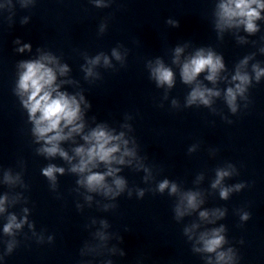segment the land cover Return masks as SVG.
<instances>
[{
  "label": "water",
  "instance_id": "obj_1",
  "mask_svg": "<svg viewBox=\"0 0 264 264\" xmlns=\"http://www.w3.org/2000/svg\"><path fill=\"white\" fill-rule=\"evenodd\" d=\"M219 0H114L111 7L95 8L89 0H36L34 7L21 8L19 0H0V169L11 168L13 174L22 171L28 190L19 186L9 188L2 183L3 170H0V196L24 192L27 205L9 208L19 215L20 208L31 209L30 220L35 222L36 230L45 229V235H53L51 244H37L25 226L18 239L20 246L0 264H81L91 260L101 264L102 260L112 259L113 264H204L199 254L191 251V243L183 236V227L198 221V213L185 217L180 223L173 218L175 197L147 192L143 199L135 195L131 199L125 193L116 201L114 211L102 212L95 201H104L94 196L92 207L85 206L83 211L76 208L77 201L83 203L73 189L77 177L67 172L69 165L59 157L44 159L35 153L39 145L33 143L32 125L28 122L26 110L14 94L18 79L17 65L21 61L37 59L40 52H51L61 64H67L70 71L65 76L57 75L60 81L76 83L61 84L60 91L71 95L82 93L92 105L84 109L86 134L97 124H106L121 131L126 138L135 137L139 145L138 154L146 157L145 163L152 166L157 180L168 178L180 184L182 190H199L203 193V209L226 208L224 219L214 225L224 224L229 241L225 248L234 247L240 257L239 264H264V77L260 83L249 88L248 100L237 98L238 111L230 112L224 100V91L229 86L235 65L246 55L256 53L244 69L251 74L252 64L259 62L264 67V54L259 48L264 46V21H258L261 31L247 37L250 43L240 45L233 32L226 31L223 40L217 38L213 27L215 4ZM264 15V13H262ZM11 16V22L9 17ZM28 23L22 24L24 17ZM179 21V27L168 25V19ZM107 19L108 28L98 35L99 25ZM240 35L247 34L241 29ZM19 39L20 44L15 41ZM255 41V43H251ZM189 43L181 61L199 47L211 46L224 57L227 80H218L213 85L204 79L206 73L198 77L209 88L220 90L221 96L214 98L211 108L192 106L184 108L185 97L191 85L181 83L179 67L172 64L173 49ZM23 44H31V51L23 53L16 49ZM118 44L129 49L126 65L112 58L114 68H106L101 61L93 67L99 74L85 79L82 65L86 64L83 53L94 57L104 52L111 58V49ZM124 51L123 48L120 49ZM161 57L166 66L172 67L176 74V84L167 90L168 98L163 99L166 86L157 88L149 78L146 61ZM172 99H177L179 108L173 109ZM163 103V107L159 105ZM245 104L248 107L245 108ZM130 115L131 120H125ZM223 117L232 123H227ZM94 118V119H93ZM132 125L129 132L121 125ZM62 143L69 155L72 149L84 144L81 136ZM195 145V151L188 148ZM75 162V161H74ZM49 163L65 168L63 176L58 175V193L49 189L48 181L41 175V168ZM235 166L239 173L225 177L224 186L245 182L248 186L240 192H233L228 200L219 197V189H212L217 168ZM100 171L105 170L103 165ZM124 176L130 187L146 188L143 172H135L124 167ZM203 179L197 182V177ZM110 180V178H109ZM155 186L154 184L152 185ZM84 192V189H80ZM248 211L251 216L241 223L239 213ZM107 219L114 232L123 237V242L115 239L108 246L123 248L126 255L81 257L80 249L90 240V232L99 228L97 223L90 229V218ZM6 222L0 217V235ZM127 229V230H126ZM7 239V237H4ZM243 240V244L239 241ZM3 246L0 245V248Z\"/></svg>",
  "mask_w": 264,
  "mask_h": 264
},
{
  "label": "clouds",
  "instance_id": "obj_2",
  "mask_svg": "<svg viewBox=\"0 0 264 264\" xmlns=\"http://www.w3.org/2000/svg\"><path fill=\"white\" fill-rule=\"evenodd\" d=\"M89 2L97 9H105L111 7L114 0H89ZM21 8H28L29 5L35 6L36 0H19ZM11 5V0H9ZM264 0H219L215 4L212 12L213 27L219 40H223V34L226 31L235 29L233 36L240 45L248 44L250 41L247 37L254 36L261 31L258 21H264ZM11 22V16L8 18ZM29 17L21 20L22 24L28 23ZM168 25L178 28L179 21L168 19ZM108 28L107 19L99 25L98 35H103ZM247 35H240V30ZM264 40V37L261 38ZM20 44L19 39L15 41ZM251 43H255L252 41ZM189 43L183 46H176L173 49L172 64L179 67V76L181 83L191 85V91L185 97L184 108L192 106H205L211 108L214 98L221 96L220 90L209 88L198 79L201 73H206L204 79L215 85L218 80H227V76H221L222 72H227L226 64L222 54L216 52L211 46L199 47L193 54L188 55L181 61V55L185 49L189 47ZM121 48L124 49L121 52ZM25 50L31 51V44H23L16 49L17 52L23 53ZM41 54L37 59L25 60L19 62L18 79L13 89L14 94L19 98L20 104L26 110L28 122L31 123V135L33 143L39 145L35 149L38 156L44 159L61 158L68 163L67 172L74 174L77 179L76 187L73 189L83 199V203L77 201L76 208L83 211L84 207H92L94 196L96 194L103 198L104 201L96 200L95 204L98 210L102 212L114 211L118 205L117 199L127 194L131 199L133 195L137 199H143L147 192L153 194L164 195L167 193L169 197H175L173 205V218L177 223L184 220L185 217H191L194 213H198V221H192L183 227V236L191 243V251L199 254L204 264H239L240 257L237 250L225 245L229 244L226 238L227 228L224 224L218 227H205L201 231L202 224L214 225L217 220L224 219L227 213L226 208H211L201 210V206L205 203L203 193L199 190H182L180 184L174 180L163 178L157 180V174L152 166L145 163L146 157L138 154L139 145L136 138H126L124 131L115 134V129H110L106 124H97L91 128L86 134L84 133V109H90L91 103L85 99V96L77 92L71 95L66 91H60L61 84L76 83L75 81H60L57 83V75L65 76L69 71V66L61 64L59 59L51 52H43L37 49ZM259 52L264 54V46L259 48ZM129 49L124 45L118 44L117 47L111 49V58L104 52H100L94 57H89L87 53H83L86 64L82 65L85 72V79L99 74L93 72V67L100 65L101 61L106 68H114L112 58L120 63L121 67L126 65ZM256 53L244 56L234 67V74L231 75L230 84L224 91V100L230 112L236 114L238 111L237 98L248 100L246 95L253 83H260L261 77H264V67L259 62L252 64L251 74L244 69L250 60L255 58ZM146 67L149 72V78L154 81L157 88H164L166 91L163 99L168 98L167 90H171L176 84V74L172 67L166 66L161 57L154 60L146 61ZM163 107V103L159 105ZM171 106L173 109L179 108L177 99H172ZM248 104H245V108ZM94 119V118H93ZM130 115L125 116V120H131ZM227 123H232L226 117H223ZM121 127L126 128L129 132L133 131L132 125L125 123ZM81 136L84 144L72 149L74 155H69L61 145L63 142L72 140L75 142V136ZM195 151V145L188 148V152ZM75 161V162H74ZM22 171L13 174L11 168L3 170L4 185L10 189L19 186L24 191L28 190V184L24 180V162ZM103 165V171L100 166ZM124 167H128L135 172H143V183L148 185L146 188L130 187L127 179L120 175ZM66 170L62 166L49 163L41 168V175L48 181L49 189L58 193V175H65ZM239 174L234 165L229 164L227 168H217L215 170V179L211 183L212 189H219V197L228 200L233 192H240L248 185L245 182H239L232 186H224L225 177H231L233 174ZM110 178V180H109ZM203 179L200 175L197 182ZM155 185L154 187L152 185ZM80 189H84L81 192ZM27 205L28 198L24 192H16L11 195L5 193L0 196V217L6 222L2 225V235H0V262L10 256L21 244L18 237L24 233L25 226L31 233V238L37 244L48 243L54 241L53 235H45L46 230H36L35 222L30 220L31 209L27 206L20 208L19 215L15 211H9L16 205ZM251 214L248 211H241L239 218L241 223L247 222ZM99 224V228L94 232H90V240L84 242L80 249L81 257H102V256H120L126 255L123 248L117 245L108 246V241L115 239L118 243L123 242V237L114 232H108L111 228L107 219L96 217L90 218L89 224L85 227L90 229L92 226ZM127 230V229H126ZM7 237V239H4ZM243 244V240L239 241ZM81 264H92L91 260L81 261ZM101 264H113L112 259L108 258L101 261ZM138 264L140 262L138 261Z\"/></svg>",
  "mask_w": 264,
  "mask_h": 264
}]
</instances>
